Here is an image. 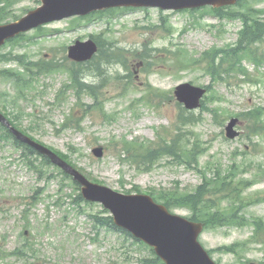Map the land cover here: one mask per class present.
Wrapping results in <instances>:
<instances>
[{
    "label": "rangeland",
    "instance_id": "374dc122",
    "mask_svg": "<svg viewBox=\"0 0 264 264\" xmlns=\"http://www.w3.org/2000/svg\"><path fill=\"white\" fill-rule=\"evenodd\" d=\"M251 4L256 9H264V0H251ZM39 5L40 0H17L13 12L22 16L25 10ZM164 15L168 16V24L173 26L170 33L157 27L160 10L135 9L90 21L69 19L55 22L45 27L49 33L32 31L26 34L25 39L5 46L0 52L26 54L29 59L37 61L49 56L51 48L59 47L57 57L62 61L67 56V52H63L65 47L76 40L85 41L92 35L111 40L114 45L126 50L127 69L102 64L104 69H111V74L118 71L127 77L134 87L126 96H121L120 91L111 87L104 89L106 108L115 115V121L108 123L101 114L93 112L81 119L83 131L61 129L72 109H78L71 90L66 91L62 105H52L57 92L69 83V76L65 73L41 78L43 97L35 104H24L22 114L23 127L29 128L30 124H34V130H29L30 135L50 148L69 154L72 162L84 169L87 175L120 193L132 190L133 186H139L143 192L170 189L178 182L183 189H192L202 181L195 171L168 158L152 172H142L129 162H122L116 150L106 151L102 159L93 155L95 147H106L113 139L126 137L129 140L156 141L162 128L171 130L179 112L175 100L163 102L159 108L139 104L130 109V104L141 98L148 85L172 96L176 86L182 83L189 82L200 87L211 83L210 77L197 68L186 71L174 69L171 55L166 52H152L153 67L150 73H145L143 70L147 66L142 61L144 59L134 55V52L142 51L144 45L164 49L179 44L199 55L214 47L235 43L242 26L239 21L221 20L208 11L196 14L164 12ZM260 48L264 50V43ZM65 65L72 67L69 62ZM243 65L248 76L234 73L225 83L215 85L214 90L222 102L210 98L207 101L209 107L220 105L236 115L255 107L264 108V65L258 68L248 60ZM17 66L14 61L1 62L0 70ZM86 74L96 78L92 73ZM9 90L12 92L11 85L0 80V93ZM84 103L91 104L90 97H85ZM195 113L202 114V122L187 130L191 132L190 138L200 136L203 147L207 149L200 160L201 166L216 167L221 164L225 169L235 162L246 169L240 172V176L253 179L257 174L258 177V166L264 169V137L250 139L248 122L242 118L247 125L242 123L238 128L240 137L227 140L225 126L230 118L222 126L209 112L199 110ZM76 116L82 117L83 112L77 111ZM32 159L37 167L42 168V174L27 165L21 151L11 145H0V248L8 252L16 249L25 251L23 257L8 256L0 260V264H145L143 261L150 258L145 248L133 244L118 232L94 227L90 214L101 212V205L87 206L82 203L79 207L73 204V197L78 193L72 182L63 181L53 167L41 164L38 156ZM50 174H55L57 178H51ZM245 195L263 197L264 177L245 191ZM33 196L38 200L36 205L32 204ZM222 206L225 207L226 203ZM174 213L184 217L191 214L188 209H175ZM243 214L248 218L259 216L264 219V202L249 205ZM251 234L250 227L226 226L206 230L200 241L212 251L244 243ZM213 259L218 264H247L249 261L260 264L264 262V247L252 245L240 257L216 252Z\"/></svg>",
    "mask_w": 264,
    "mask_h": 264
},
{
    "label": "trees",
    "instance_id": "16d2710c",
    "mask_svg": "<svg viewBox=\"0 0 264 264\" xmlns=\"http://www.w3.org/2000/svg\"><path fill=\"white\" fill-rule=\"evenodd\" d=\"M16 0H0V24L9 20H16L19 17L13 14V4ZM240 3V6H248L247 4ZM247 8V7H246ZM204 10H210V12L216 17L227 18L231 20H240L243 23V28L239 32V41L235 47L227 46L226 48L206 52L201 56V59L195 58L185 48L179 47L177 51L171 52L175 61L184 68H190L191 66L199 65L203 66V70L211 76L213 82L221 81L223 74H228L229 71L236 69L242 64V60L245 57H251L257 63H260L263 57H259L252 50V45L262 41L264 39V20L259 17V14L264 11H258L253 8H247L244 12H236L232 7H226L219 10L212 8H204ZM200 10H196L198 12ZM108 12L96 13L102 15ZM94 14V15H96ZM93 16V15H92ZM91 17V16H90ZM89 18V17H87ZM85 18H77V20H84ZM100 55L90 63V70L94 69L97 75L103 74L101 70L100 61L110 62L113 61L123 65L124 51L117 49L113 50V47L108 46V42L101 43ZM145 50L140 54L149 64L145 68L149 70L153 63H151L150 50L145 45ZM136 55L139 52H135ZM221 55L220 58L218 56ZM15 60L22 67L23 71L4 69L0 71V77L9 82L14 89V96L8 97V94H4L0 98V105L4 110H15L19 103H34L40 96V78L47 75H53L60 72H66L71 76V88L74 91V95L77 97L79 103L83 100L84 95H89L96 107H99L105 119L108 122H112L114 117L104 112L105 100L101 97L99 85H88L81 82L83 65H73L72 68H68L66 65L61 64L60 61L53 57L49 60H40L38 62L29 61L26 56H14L13 54L0 55V61ZM228 64L226 69L222 70V65ZM115 83H122V78L116 76ZM61 91L57 95V101L63 103L65 94ZM162 95L158 94L156 90L149 87L144 100L148 102H154ZM84 113H89L90 106H82ZM216 117H218V110H214ZM14 115V114H13ZM246 117L254 122L252 132L254 134H264V111L261 109H255L249 114H245ZM12 123L17 127H21V115L12 116ZM178 126L176 127L174 136L170 140L165 138L160 139L157 143L143 142L138 139L134 141H128L122 138L120 141L113 140L107 149H121L119 156L123 154L127 158L135 163L140 170H150L153 165L163 157H171L177 160L179 163H183L189 168L197 170L203 176V182L201 185L193 189V192L182 191L179 187L171 190L152 191V196L169 209L187 208L192 212L191 219L195 221L204 222L206 228H216L223 226H250L253 229V235L249 240V243H260L264 247V220L259 217H252L247 219L243 211L249 205L254 203L252 197H245L243 195L245 189L250 182L245 183L243 179L233 185V181L236 177L235 167H230L227 173H222L220 169H216L212 177H207V172L200 169L199 159L203 153V149L199 144V140L196 139L193 143L186 140L188 136L186 128L194 126L201 121V118L196 117L192 113L186 112L181 108V113L178 117ZM78 120V121H77ZM75 119L74 115L67 120V123L63 125L66 127H77L81 130V118ZM29 129H33L32 126ZM25 132V131H24ZM12 142L18 148L24 150V157L30 159V156L34 155V150L25 146L15 140L13 135L2 125H0V142ZM65 160H69L68 155L59 154ZM46 165H50L48 160H44ZM210 171V169L208 168ZM60 174L66 179L69 178L65 173L59 170ZM230 176V177H229ZM54 177V175H53ZM75 190L79 191L77 184H73ZM135 191H140L138 187H134ZM83 199L80 194H77L73 199V203L81 205ZM226 202V207L222 204ZM89 205V204H88ZM90 206H93L90 204ZM95 227H107L111 230L118 231L114 224L113 219L109 213L102 210L101 213L90 214ZM120 231V230H119ZM126 236L128 234L124 233ZM130 237V236H129ZM137 244L144 247L149 251L151 258L145 259V264H162V262L155 256L153 250L148 248L142 243L136 241ZM241 247L244 245H233L230 247H223L219 251L226 254L240 255ZM24 250H16L13 253H8L0 248V260L7 258L8 256H24Z\"/></svg>",
    "mask_w": 264,
    "mask_h": 264
},
{
    "label": "water",
    "instance_id": "95a60500",
    "mask_svg": "<svg viewBox=\"0 0 264 264\" xmlns=\"http://www.w3.org/2000/svg\"><path fill=\"white\" fill-rule=\"evenodd\" d=\"M238 0H42L43 6L31 11L17 22L0 26V47L9 39L28 32L41 25L73 16H86L95 11L117 7H159L164 10H182L206 5L220 8L236 4ZM97 52L93 41L77 42L69 48V58L76 62L89 61ZM206 91L191 84H183L175 95L187 109L200 107V100ZM0 123L5 125L20 142L34 148L48 157L52 163L71 175L80 184L85 200L102 203L113 214L117 227L125 229L136 238L155 249L166 264H215L198 242L203 224L190 222L172 215L166 207L156 204L145 195H124L89 181L83 174L61 159L45 146L15 129L0 114ZM239 123L233 119L227 127V136L234 139L238 133L234 127ZM96 157L104 155L102 147L94 151Z\"/></svg>",
    "mask_w": 264,
    "mask_h": 264
},
{
    "label": "clouds",
    "instance_id": "9594fccd",
    "mask_svg": "<svg viewBox=\"0 0 264 264\" xmlns=\"http://www.w3.org/2000/svg\"><path fill=\"white\" fill-rule=\"evenodd\" d=\"M109 73L111 74V69H109ZM81 82L95 85L98 83V79L94 78L92 75L84 74L81 78Z\"/></svg>",
    "mask_w": 264,
    "mask_h": 264
}]
</instances>
